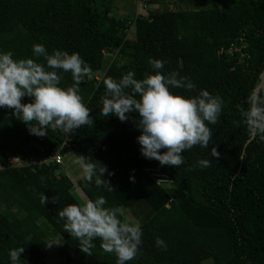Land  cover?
I'll return each mask as SVG.
<instances>
[{
    "label": "trees",
    "instance_id": "1",
    "mask_svg": "<svg viewBox=\"0 0 264 264\" xmlns=\"http://www.w3.org/2000/svg\"><path fill=\"white\" fill-rule=\"evenodd\" d=\"M117 1L0 0V51L12 52L14 60L33 59L46 71L52 69L33 55L34 44L49 54L78 53L91 69L79 94L93 119L71 134L49 127L38 138L11 109L0 108V264H10L8 252L18 247L25 248L20 264H116L99 239L90 254L81 252L56 217L66 204L80 205L74 184L84 199L102 196L105 207L123 210L122 220L141 224V245L127 264H264V141L249 135L239 111L247 108L263 68L264 0H173L174 11L165 7L168 0H138L147 14L132 20L113 15ZM150 59L165 62L162 73L195 85L173 92L194 96L203 89L222 101L216 123L207 125L208 148L186 150L175 168L140 155L136 113L123 123L101 114L104 80L128 71L138 80L154 74ZM56 71L61 88L72 86L70 72ZM56 153L60 163H42ZM68 153L98 162L105 173L97 171L91 182L72 180ZM150 170L171 184L157 185ZM157 237L166 248L155 246ZM50 240L57 246L46 248Z\"/></svg>",
    "mask_w": 264,
    "mask_h": 264
},
{
    "label": "clouds",
    "instance_id": "2",
    "mask_svg": "<svg viewBox=\"0 0 264 264\" xmlns=\"http://www.w3.org/2000/svg\"><path fill=\"white\" fill-rule=\"evenodd\" d=\"M32 53L42 56L52 71H46L45 65L33 59L14 60L12 52L0 51V108L11 109L12 116L26 125L30 135L38 138L46 136L49 127L68 135L81 126L93 124L90 111L79 94V85L91 71L89 65L76 52L69 54L53 50L49 54L42 44H34ZM164 63L150 59L149 64L155 72L146 74L143 79H136L133 71H128L119 80L106 78L101 114L114 116L123 123L129 120V114L136 113V128L140 133L136 142L140 155L157 161L161 166L175 168L184 162L186 150L195 145L208 148L212 133L207 125L216 123L222 101L219 96L203 89L194 96L173 92L172 89L181 88L192 91L195 85L184 77L178 78L175 72L162 73L160 70ZM57 69L71 73L72 86H59L61 77ZM95 79L99 80V77ZM25 97L30 98V102L22 103ZM245 103L247 108L241 107L239 111L249 135H258L264 141V89L259 85L253 87ZM210 152L213 158L220 155L216 147ZM11 160L14 159H10V165L17 166ZM76 163L87 182L92 181L97 171L102 176L106 171L104 166L97 169L98 162H91L82 155L78 156ZM197 163L207 167L209 161L199 160ZM129 180H134V176ZM95 183L99 185L101 181L96 179ZM46 200L42 194L41 203ZM105 204L102 196L85 200L82 205L66 204L57 210L56 217L63 221L64 232L77 239L81 252L90 254L95 247L93 241L99 239L105 252L115 254L116 264H127L141 245V224L139 221L122 220L124 212L120 207H105ZM154 244L158 248H166L159 237ZM54 245L57 246V242L50 240L46 248ZM24 251L23 247L10 249V264H20Z\"/></svg>",
    "mask_w": 264,
    "mask_h": 264
},
{
    "label": "rangeland",
    "instance_id": "3",
    "mask_svg": "<svg viewBox=\"0 0 264 264\" xmlns=\"http://www.w3.org/2000/svg\"><path fill=\"white\" fill-rule=\"evenodd\" d=\"M173 2H174L173 0H168L167 5H165V7L169 10H173V11L176 10V8L173 5ZM155 7H158V6H155ZM112 12L115 17H127L129 20H132L137 15L146 16L147 9L138 0H118L117 2L113 4ZM107 60L110 61V57H108ZM67 155H68L66 157L67 160L66 162L64 161L66 165V170L68 171L72 180L75 181L79 179L81 176H83V172L79 164L76 163L77 159L74 158L69 153ZM11 161L14 163V165H17L16 160H11ZM76 194L80 196L81 200L79 199L78 200L80 201L79 204L82 205L86 199H84V196L81 194L79 189L74 184L73 195L76 197ZM54 260H55V256H49L48 258L49 262H54Z\"/></svg>",
    "mask_w": 264,
    "mask_h": 264
},
{
    "label": "built area",
    "instance_id": "4",
    "mask_svg": "<svg viewBox=\"0 0 264 264\" xmlns=\"http://www.w3.org/2000/svg\"><path fill=\"white\" fill-rule=\"evenodd\" d=\"M48 160H52L55 163H60V156H59L58 153H56L53 156H51L50 159H44V160H42V163H47ZM149 176H150V178H153L154 179V182L157 185L170 184V181L166 178V176L160 174L158 172V170H150Z\"/></svg>",
    "mask_w": 264,
    "mask_h": 264
},
{
    "label": "water",
    "instance_id": "5",
    "mask_svg": "<svg viewBox=\"0 0 264 264\" xmlns=\"http://www.w3.org/2000/svg\"><path fill=\"white\" fill-rule=\"evenodd\" d=\"M258 79H259V82L257 85H259L261 89H264V63H263L262 71L260 72L258 76Z\"/></svg>",
    "mask_w": 264,
    "mask_h": 264
}]
</instances>
